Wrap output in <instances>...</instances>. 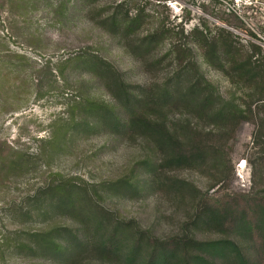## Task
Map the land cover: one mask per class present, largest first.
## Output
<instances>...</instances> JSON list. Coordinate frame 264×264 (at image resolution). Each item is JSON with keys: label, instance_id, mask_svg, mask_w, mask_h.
Segmentation results:
<instances>
[{"label": "rangeland", "instance_id": "374dc122", "mask_svg": "<svg viewBox=\"0 0 264 264\" xmlns=\"http://www.w3.org/2000/svg\"><path fill=\"white\" fill-rule=\"evenodd\" d=\"M121 1L123 7H117ZM131 6H146L148 14L142 26L127 33L110 16ZM228 6L241 13L242 27L218 16ZM186 9L191 11V18L182 21L187 31L206 19L213 30L226 26L245 44L250 39L259 43L264 57V0H0V236L57 226L89 233L93 224L83 192L75 193V209L60 205L49 189L60 181L87 186L98 204L161 237L180 231L195 201L193 191L170 187L169 178L186 179L216 194L264 188V168L254 169L249 160L255 152L250 120L241 121L232 136L214 139L220 153L196 166L167 169L155 181L150 163L161 154L129 124L131 112L114 85L123 81L133 95L145 97L165 80L179 78L190 58L223 94L242 95L249 89L247 82H241L243 88L232 86L220 68L205 61L198 44H193V57L180 49L184 41L193 43L178 33ZM164 17L174 25L166 36L156 29ZM101 61L113 70L100 69ZM169 110L171 125L182 126L189 118L203 135L219 132L210 117L192 106L178 102ZM126 175L140 187L119 189L108 183ZM27 207L34 211L26 212ZM195 235L223 234L200 228ZM231 236L256 257L250 240ZM56 237L67 243L74 239L68 233ZM20 263L113 264L90 250L33 252L0 243V264Z\"/></svg>", "mask_w": 264, "mask_h": 264}, {"label": "trees", "instance_id": "16d2710c", "mask_svg": "<svg viewBox=\"0 0 264 264\" xmlns=\"http://www.w3.org/2000/svg\"><path fill=\"white\" fill-rule=\"evenodd\" d=\"M123 5L121 1L117 7ZM146 10V6H131L123 14L116 10L111 13L110 21L115 27L129 33L145 22L148 14ZM186 11L184 19L177 24L178 33L192 37L193 43L184 41L180 49L193 57V44H198L203 49L205 61L220 68L228 76L232 86L243 88L245 84L241 82H247L250 86L242 95H237L234 91L223 94L201 72L199 64L193 58L181 70L179 78L175 81L165 80L157 90L145 97L133 95L123 81L116 83L114 87L119 100L131 112L129 124L144 132L161 154L154 163H150L153 165V179L155 181L167 169L196 166L208 156L220 153V145L214 139L221 141L232 136L243 120L255 123L252 136L255 152L249 160L254 169L264 168V57L260 56L263 48L251 39L245 44L239 34L229 27L218 25L213 30L206 19H201L187 31L182 21L191 18V11ZM218 16L235 28L242 27L245 23L234 6L222 9ZM167 19L168 17L161 19L156 28L165 36L174 26L168 25ZM148 38L149 35L145 40ZM98 66L104 72L113 70L111 64L105 61L99 62ZM178 102L192 106L199 114L210 117L219 132L203 135L189 118L182 126L171 125L168 121L169 108ZM143 106L146 109L141 111ZM157 109L162 111L160 115H157ZM167 182L170 187L189 189L195 196L191 214L183 221L180 231L174 234L165 237L156 235L141 227L135 219L121 218L115 211L98 204L94 193L87 186L60 181L49 187L57 195L60 205L75 209V193L77 190L83 192L84 199L90 205L89 221L93 224L89 233L83 230L82 235L79 232L81 229L68 226L37 231L16 229L10 231L9 235H1L0 243L10 249L27 247L33 252L90 250L113 264H264V188L260 191H225L216 194L202 192L194 183L182 178H169ZM108 183L112 188L119 189L140 187L137 181L127 175ZM33 211V207L26 208L28 213ZM200 228L223 235L209 239L199 238L195 231ZM63 233L72 235L74 239L67 243L56 237V234ZM231 233L246 241L250 240L256 250V257L253 258Z\"/></svg>", "mask_w": 264, "mask_h": 264}]
</instances>
